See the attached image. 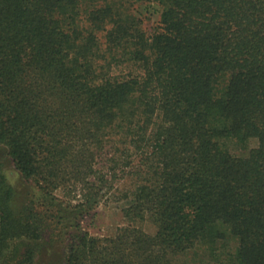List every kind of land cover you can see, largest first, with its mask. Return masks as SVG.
Here are the masks:
<instances>
[{
    "label": "trees",
    "instance_id": "1",
    "mask_svg": "<svg viewBox=\"0 0 264 264\" xmlns=\"http://www.w3.org/2000/svg\"><path fill=\"white\" fill-rule=\"evenodd\" d=\"M0 144L38 189L14 212L0 179V264L47 235L63 264H264V0H0ZM119 179L126 223L90 233Z\"/></svg>",
    "mask_w": 264,
    "mask_h": 264
},
{
    "label": "rangeland",
    "instance_id": "2",
    "mask_svg": "<svg viewBox=\"0 0 264 264\" xmlns=\"http://www.w3.org/2000/svg\"><path fill=\"white\" fill-rule=\"evenodd\" d=\"M138 11L149 17L151 21L159 19L160 11L157 6L138 7ZM257 144L256 139H251L249 147ZM0 179L5 189L9 188L11 198L9 199V208L14 212L20 211L24 204L30 199L37 197V186L34 181L25 179L22 174L14 166L10 156L7 154L6 148L0 144ZM129 188V184L124 179H119L114 184L112 191L119 192L116 197L106 196L91 211V214L82 220V226L90 233L95 235L112 234L116 228L126 220L123 215V207L128 203V199L119 197L121 192ZM64 189L61 188L56 192L59 199H65ZM122 195V194H121ZM139 226L148 233L155 232V226L149 219H145L139 223ZM225 228L222 226V229ZM236 240L233 237L230 241L229 249H234ZM64 236L52 237L45 236L43 239V248L37 258V264H63L64 254ZM179 260L183 264H218L209 256H204L200 247L189 250L186 254L179 256Z\"/></svg>",
    "mask_w": 264,
    "mask_h": 264
}]
</instances>
